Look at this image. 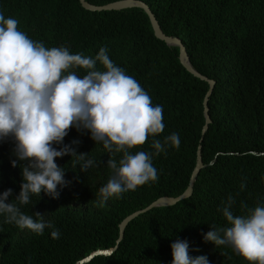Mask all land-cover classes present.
I'll return each instance as SVG.
<instances>
[{"label": "trees", "instance_id": "16d2710c", "mask_svg": "<svg viewBox=\"0 0 264 264\" xmlns=\"http://www.w3.org/2000/svg\"><path fill=\"white\" fill-rule=\"evenodd\" d=\"M85 1L103 6L119 0ZM139 1L149 7L164 35L181 41L192 68L214 82L207 102L211 122L200 144L208 84L182 67L178 47L154 36L141 9L90 12L78 0H0L5 18L18 20V30L46 48L64 46L71 54L91 57L106 48L152 104L163 106L165 127L156 139L163 141L175 132L181 141L179 149L168 147L154 157L157 181L100 207L95 194L113 175L107 167L110 157L90 134L70 129L64 144L78 141L73 145L77 153L88 154L96 164L81 172L75 157L56 159L71 183L58 199L41 193L22 208L26 214H41L59 230V239L51 237V228L37 235L0 217V264H77L94 251L114 248L125 217L185 191L199 145L204 167L192 195L140 214L127 224L112 254L84 264H171L170 246L177 239L188 242L190 257L206 256L209 264H248L230 247H217L203 237L211 227L230 226L219 210L229 196L235 200L234 215L248 216L256 206H264V0ZM152 139L131 151H154ZM14 147L11 138L0 142V194L13 190L6 203L21 190V169L10 163ZM121 156L111 158L118 162Z\"/></svg>", "mask_w": 264, "mask_h": 264}, {"label": "clouds", "instance_id": "9594fccd", "mask_svg": "<svg viewBox=\"0 0 264 264\" xmlns=\"http://www.w3.org/2000/svg\"><path fill=\"white\" fill-rule=\"evenodd\" d=\"M18 23L0 12V142L13 140L15 159L10 163L13 168L20 167L22 176L19 195L10 203L6 201L13 196L12 189L0 194V217L37 235L51 228V237L59 239V230L41 214H26L22 208L34 196L41 198V193L58 199L60 191L71 183L65 180L66 171L56 159L75 157L74 164L81 172L96 164L88 154L77 153L73 145L78 141L64 144L70 129L90 134L110 157L107 167L113 175L95 194L100 207L157 181L154 157L168 147L179 149L181 141L175 132L163 141L156 139L165 127L163 106L152 104L149 94L110 59L106 48L101 47L95 57L71 54L64 46L46 48L18 30ZM76 69L86 70V74L80 76ZM150 136L154 151H131ZM116 154H122L118 162L111 158ZM234 203L229 196L219 209L230 226L211 227L204 241L230 247L248 264H264V206L241 216L234 215ZM170 247L171 264H209L206 256L188 255L186 240L177 239Z\"/></svg>", "mask_w": 264, "mask_h": 264}, {"label": "water", "instance_id": "95a60500", "mask_svg": "<svg viewBox=\"0 0 264 264\" xmlns=\"http://www.w3.org/2000/svg\"><path fill=\"white\" fill-rule=\"evenodd\" d=\"M78 1H79L80 6L83 9L90 11V12L121 11V10H125V9H130V8L141 9L149 19V22H150L154 36L158 40L163 41L167 46L178 47V49H179L178 59H179L180 64L182 65V67L188 73H190L192 76H194L195 78H197L201 81H204L208 84V90H207V92L204 96V99H203L204 124H203L202 129H201V137L199 139V144H200L202 142V139H203L205 132L208 129V125L211 122L210 117L208 115L207 102H208V98L210 97V95L212 93V90L214 87V82L212 80H209L206 77L202 76L201 74H199L197 71H195L192 68V66L189 63L186 51H185V47L183 46L181 41L178 38L169 37V36H166L163 34V32L161 31V29L158 25L157 20L155 19L154 15L150 11L149 7L145 3H143L142 1H139V0H119V1H115L112 3L105 4L103 6H94V5H91L88 2H86L85 0H78ZM203 167H204V165L202 164V161H201V147L199 145L197 148V152H196L195 166H194L193 171L191 173V176L189 178L188 185H187L185 191L181 195H179L177 197H161V198L157 199L156 201L152 202L146 208L138 210V211L128 215L118 225V239L116 240V245L114 248L109 249V250L94 251L91 254H89L87 257L78 261L77 264L87 263L93 257H95L97 255H110V254H112L116 250L118 243L122 240L123 235H124V229L127 226V224L130 221H132L133 219H135L136 217H138L140 214L146 213L147 211H149L153 208H156V207L173 206L176 203H178L179 201H182L184 199H188L192 195L193 186H194V182L196 180V177H197L199 171Z\"/></svg>", "mask_w": 264, "mask_h": 264}]
</instances>
